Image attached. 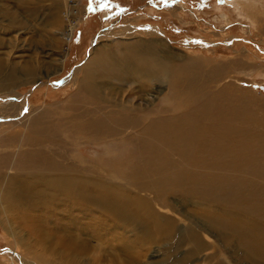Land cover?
<instances>
[{"label": "bare ground", "instance_id": "obj_1", "mask_svg": "<svg viewBox=\"0 0 264 264\" xmlns=\"http://www.w3.org/2000/svg\"><path fill=\"white\" fill-rule=\"evenodd\" d=\"M180 7L172 9L177 11ZM79 9L66 15L73 17L66 19L69 35L78 23L77 18L82 17ZM159 36L163 38L160 33ZM162 38L152 42V46L144 41L141 48L135 47L139 46L136 42H142L137 40L127 46L128 56L121 54L118 59L98 45L93 52L99 56L88 62L84 77L74 81L75 91L59 108H47L37 114L22 98H12L11 105L5 103L0 116H8L14 110L21 116L27 111L25 115L30 116L18 122L17 127L23 130L10 139V150L0 152V169L11 170L7 174L0 171V184L5 183L3 194L24 209L46 213L43 218L61 215L67 227L81 226L82 219L89 216L86 213H90L92 219L101 223V227L96 224L99 229L95 232L111 230L110 237L126 250L146 249L172 240L175 227L169 221L173 219L154 206L169 208V196L175 194L180 202H195L197 207H203L197 214L203 218L204 228L216 231L227 248L234 244L239 253L245 248L238 255L244 262L264 264V117L257 113L264 101L241 91L236 94L233 85L210 93L212 84L220 79L216 72L201 73L192 61L186 66L172 67L170 53L161 50L165 48ZM26 71L29 76L35 74L32 66ZM134 74L142 84L138 92L143 96L130 88ZM17 77V67L11 65L4 71L0 61V93L10 94L17 86ZM166 81L180 83V87L173 88L174 99L192 110L176 120L161 116L148 123L151 111L158 115L167 112L158 111L161 105L155 107L151 103L159 97L158 89ZM142 114L145 118L140 117ZM53 120L61 123L62 137L50 125ZM39 129L43 134H37ZM129 130L135 131L129 143H135L137 154L122 164L109 168L101 165L98 172H90L89 166L83 169V162L77 161L81 154L76 137L100 140ZM68 140L72 144L67 147ZM60 207L68 209L57 213ZM70 218L74 223H69ZM191 227L179 237L180 243L192 245L188 259L197 256L204 246Z\"/></svg>", "mask_w": 264, "mask_h": 264}, {"label": "rangeland", "instance_id": "obj_2", "mask_svg": "<svg viewBox=\"0 0 264 264\" xmlns=\"http://www.w3.org/2000/svg\"><path fill=\"white\" fill-rule=\"evenodd\" d=\"M174 6H181V9L173 10ZM77 9L82 10V15L79 14L82 17L77 18L78 23L69 35L66 19L71 16L66 18V15ZM85 11L86 14L83 15ZM121 37L126 39H120ZM160 38L165 47L161 50L170 53L172 67L186 66L192 61L195 67V63L198 65L195 70L201 73L210 74L213 70L216 72L220 79L212 84L210 93L220 92L225 86L233 85L236 94L241 91L250 98L256 97L257 101H264V0H0V61L4 65V71L11 65L18 68L17 86L12 88L10 94L0 93V114L3 113L4 106L11 105L10 102H14L12 98L16 97L26 100L31 112L37 114L47 108L65 105L66 99L75 91L74 81L83 78L88 62L99 56L98 52H93L98 45H101L100 50H105L118 59L121 54L122 57L128 56L127 46L131 43L140 40L142 42H136L139 46L135 47L141 48L144 41L152 46L151 43ZM102 45L109 47L104 49ZM31 66L35 69L33 76H29L26 71ZM121 69L123 70L122 67ZM134 77L135 74L131 77L134 80L130 82V88L139 95L141 93L138 90L142 84L137 74ZM178 83L166 81L158 89L161 92L159 99L156 98L151 103L155 107L161 105L158 111L162 109L167 112L158 115L151 111L146 122H154V118L161 116L176 120L192 110L183 107L181 102L179 105L174 99L173 88L180 87ZM149 85L152 89L155 88L151 83ZM133 95L132 97L136 96ZM23 113L21 116L19 111L14 110L8 116H0V152H8L10 139L23 130L17 124L30 116L25 115L28 114L27 111ZM257 113L264 117V106ZM143 115L140 117H144ZM50 125L63 136V127L59 121L53 120ZM129 131L131 132L127 131L120 136H104L102 140L76 137L80 144L81 159L74 160L83 162V169L89 166L87 171L90 172H98L103 166L109 168L111 165L122 164L137 154L134 150L135 143H129V138L134 136L135 131ZM37 134H43L42 129ZM69 144L72 143L68 140L65 145L68 147ZM7 169L0 171L7 174L11 171L10 168ZM4 187L5 183L2 181L0 264H166V261H169L168 264H176L181 260L192 261V264H208L207 261H211V264H250L249 260L244 262L238 256L245 248L240 253L234 244L227 248L216 231L204 228V220L197 214L204 210L203 207H197L195 202H180L175 194L169 196V208L154 206L173 219L169 221L175 227L172 240H164L146 249L137 247L126 250L110 237L113 234L111 230L95 232L99 229L96 224L101 227V223L92 219L90 213H86L89 216L82 219L81 226L72 224L67 227L59 214L43 218L46 213L39 209L32 211L9 202L5 193L3 194ZM219 205L236 207L226 203ZM65 208L68 209L57 208V213L65 212ZM47 219L50 220L49 223ZM67 219L68 217L64 219L65 224L68 223ZM71 221L74 223L72 218L69 223ZM189 226L200 236L198 238L204 245L197 256L193 255L194 258L191 259L187 258V254L192 245L179 242V237L190 230ZM127 238L130 239V236L127 235ZM63 239L68 241L69 247H66L68 243L65 244Z\"/></svg>", "mask_w": 264, "mask_h": 264}, {"label": "snow or ice", "instance_id": "obj_3", "mask_svg": "<svg viewBox=\"0 0 264 264\" xmlns=\"http://www.w3.org/2000/svg\"><path fill=\"white\" fill-rule=\"evenodd\" d=\"M221 2H222V0H221Z\"/></svg>", "mask_w": 264, "mask_h": 264}]
</instances>
